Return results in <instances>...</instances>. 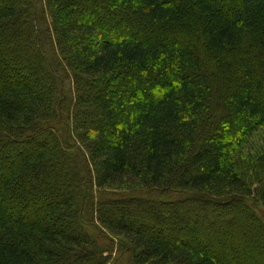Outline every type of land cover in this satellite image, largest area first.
Wrapping results in <instances>:
<instances>
[{
  "label": "trees",
  "instance_id": "1",
  "mask_svg": "<svg viewBox=\"0 0 264 264\" xmlns=\"http://www.w3.org/2000/svg\"><path fill=\"white\" fill-rule=\"evenodd\" d=\"M263 125L264 0H0V264H264Z\"/></svg>",
  "mask_w": 264,
  "mask_h": 264
},
{
  "label": "rangeland",
  "instance_id": "2",
  "mask_svg": "<svg viewBox=\"0 0 264 264\" xmlns=\"http://www.w3.org/2000/svg\"><path fill=\"white\" fill-rule=\"evenodd\" d=\"M159 37L163 36V34H160L159 32ZM22 144V142H19V146ZM19 146H16V149ZM242 152H240L239 154V160L242 159H247L249 160V157H253L255 158V160H258L259 158L263 159L264 158V125L258 127L253 133L252 135L249 136L245 146L242 148ZM17 151V150H16ZM243 161V160H242ZM262 161V160H260ZM264 161H262L263 163ZM260 182L259 181H251L250 184V190L252 191V194L254 193H258V191L260 190L261 186H260ZM96 188V187H95ZM94 188V189H95ZM96 191H98L97 189H95ZM124 192V191H121ZM233 208H238V206H233ZM230 209L229 212H232L233 209ZM240 209V208H239ZM243 220L244 221H252V219L249 217L248 214L243 213L242 215ZM96 233V235L98 236V239L100 241H108V242H112L114 244H116V249L112 252L109 253L111 256V261L109 264H117L116 262L120 259V256L124 254V251L122 249V243L118 238H115L113 235H111L109 232L106 231V229H104L101 226H98L96 228V230L94 231ZM114 237V238H112Z\"/></svg>",
  "mask_w": 264,
  "mask_h": 264
}]
</instances>
